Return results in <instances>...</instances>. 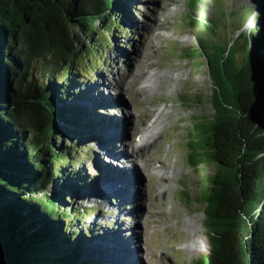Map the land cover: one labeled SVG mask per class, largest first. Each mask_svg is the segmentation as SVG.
<instances>
[{"label": "trees", "instance_id": "1", "mask_svg": "<svg viewBox=\"0 0 264 264\" xmlns=\"http://www.w3.org/2000/svg\"><path fill=\"white\" fill-rule=\"evenodd\" d=\"M129 1L0 0V264H16L18 256L27 264H114L100 246L103 238H93L101 224L92 222L93 213L77 205L63 208V202H68V194L83 190V168L78 163L92 156L84 157L78 140L102 132L95 119L104 105L81 85L73 62L86 55L84 47L104 46L105 31L118 28L116 15L131 12ZM258 19L246 35L259 53L264 48V15ZM259 55L264 71V50ZM238 75L214 76L218 83L225 82L221 94L236 98L244 112L257 104L255 111L243 117L228 111L224 121L201 124L200 138L192 145L194 156L205 151L208 157L212 148L211 157L224 165L227 175L234 166L227 180L222 174V189L218 187L213 196L208 210L212 248L197 264H264L263 78L248 88L244 76ZM237 125L244 135L249 133L250 152L240 159L242 167L231 162L238 148L232 138ZM100 166L105 171L111 168L104 159ZM54 184L56 188L51 187ZM9 236L14 239L12 247L3 244Z\"/></svg>", "mask_w": 264, "mask_h": 264}, {"label": "rangeland", "instance_id": "2", "mask_svg": "<svg viewBox=\"0 0 264 264\" xmlns=\"http://www.w3.org/2000/svg\"><path fill=\"white\" fill-rule=\"evenodd\" d=\"M129 5L131 12L123 17L116 15V31H105L108 40L104 46L100 49H96V46L88 49L84 47L87 57L82 53L73 62L72 71L79 74L81 85L101 99L104 108L97 111L101 114L95 119L102 126L98 137L95 134L93 139L78 140L86 152L84 157L89 154L92 157L78 163L83 168L84 187L80 193L68 194L69 203L63 202V208L77 205L89 209L93 213L92 222L101 223L96 227L93 238L102 237L103 244L106 243V237L140 234L134 242L137 250L131 253V258L135 260L132 264H193L208 251L209 246L203 225L204 206L195 197L200 198V194L201 197L204 194L200 188L204 179L202 172L205 170V174L212 175L214 166L206 164L204 167L193 168L190 165L187 159L188 137L196 119L210 120L215 111L212 98L214 83L209 67L214 75L220 72L223 77L226 75L230 79L239 76L240 72L248 88L249 84L258 86V78H263L260 85L264 86V71L260 68L259 58L264 48L261 47L258 53L246 35L252 33L260 14L264 15V0H130ZM200 19L203 23L199 22ZM240 34L245 35L239 37ZM83 38L85 43L90 44L85 36ZM149 38L159 42L151 48ZM198 45L202 46L207 61L200 57V49L196 51L197 59L190 58L186 53ZM228 53L230 55L223 63ZM149 55H153V59L161 64L157 69L163 73L168 72L171 77L164 90L142 97L137 94L135 85L128 83L135 78L131 63L139 64L142 58ZM39 72L38 67L36 73ZM105 73L130 86V91L120 94L116 87L103 83ZM218 85L225 90V82ZM234 90L238 92L237 88ZM260 101H264V87ZM155 107L167 108L169 117L158 146L152 149L147 147L145 153L152 157L151 164L162 160L172 166L170 180L164 183L165 193L162 196L158 194L161 179L152 170L139 167L136 174L150 187V200L144 196L135 200L132 192L129 196L115 195L112 198L111 189L105 182L104 191L97 194L99 199H96V195L90 197L91 187L100 183L102 177L119 178L129 171L126 167L124 171L122 160L116 162L119 160L116 155H110L112 158L104 157L111 150L107 144H112L114 140L115 148L112 150L116 151L115 154L134 159L137 155L127 152L128 145L131 141L134 145L138 144L141 118L147 112L146 108ZM119 124H123V133L121 130L118 136L112 137L109 131ZM65 139L70 143V139ZM104 158L111 164L107 171L100 166ZM119 186L122 187V183ZM51 187L56 188L55 184ZM145 189L142 188L143 192H146ZM106 198L112 199L103 200ZM141 204L149 206L155 213H164L161 217H151L150 222L143 221L140 226L138 222L141 212L144 213L143 218L150 215L147 209L142 211ZM186 221L192 222L194 227H188ZM141 229H144V235ZM143 241L151 250V257L147 259L141 256Z\"/></svg>", "mask_w": 264, "mask_h": 264}, {"label": "bare ground", "instance_id": "3", "mask_svg": "<svg viewBox=\"0 0 264 264\" xmlns=\"http://www.w3.org/2000/svg\"><path fill=\"white\" fill-rule=\"evenodd\" d=\"M149 42L152 44L150 47L153 48L154 46L157 45L159 41L154 42L153 38H149ZM153 57H154L153 55L152 56L149 55L146 58H142L139 64L131 63L132 73L135 75V78L128 83L135 85V90L137 91V94H139L142 97L146 96L148 93H155L156 91L160 92L164 90L171 77L168 72L163 73L159 69H157V67L159 68L161 67V64L157 60L155 61ZM103 78H104L103 83H105L106 85H111L113 87H116L117 89H119L120 94L125 93V92L127 93L130 91V86L122 84L121 80H118L116 77L110 78L105 73L103 74ZM146 109H147V112L143 114L141 118V129L137 135V139L139 138L137 142L138 144L134 145V142L131 141L129 145L127 144L129 147L127 152L131 153L132 155H137L135 157L142 160V168L144 170H149V171L152 170V172L161 179L162 185H160L158 194L162 196L166 191L164 187L165 186L164 183L170 180V173L172 172V166L162 160H160L158 163L151 164L152 157H150V155H147V153H145V149L147 147H150V149H152L158 146L161 135L167 126V118L169 117L168 115L169 112L166 111L167 108L160 109V108L155 107V108H150V109L146 108ZM131 115H133V113ZM123 124H119L118 126L115 127V129L109 131L110 135L112 137L118 136L119 131L122 130ZM121 133H123V130ZM127 139L129 140L130 138H127ZM112 141H113L112 144L110 143L111 145L108 144V149L110 147L111 150L108 155L104 154V157H108L112 154L116 155V158L119 159L116 162H119L121 160L125 162V167L129 171L121 177L118 176L119 178L109 179L107 177L105 178L102 177L100 183L91 187L92 193L90 194L91 195L90 197L92 196L95 197L96 195V199H99L97 194H99V191L102 194V192L104 191L103 182H105V185L111 189L110 194L112 195V198H114L115 195H117L118 197H121V195L124 196L128 194L129 196L131 195V192H132L133 199L135 200L140 199L142 196L150 200V196H151L150 187L148 186L147 183L143 182L142 177L136 174V169L139 168L138 163H136V160L135 159L133 160L132 157H126V155H124L123 157L121 154H119L120 156L115 154L116 151L112 150L115 148V141L114 140ZM141 151L143 154H141ZM132 162L134 163L133 166L131 165ZM116 181H119L120 183L117 184ZM106 183L107 184L109 183V184L107 185ZM121 183L123 185L122 187L119 186V184ZM142 188L144 189L146 188L145 189L146 192H143ZM112 198H109V199L106 198L103 200L107 201ZM141 208H142V211L147 209L150 212V215L145 216L143 218L144 213L141 212V215L139 216V222H138L140 226L142 225L143 221L146 223L150 222L151 217H154V216L156 217V215L158 216L160 215L161 217L162 213H164V211L163 212L157 211V213H155L154 210H152L149 206H144V205L142 206V204H141ZM135 214H137L136 211H135ZM186 224L190 228L194 227L192 222L186 221ZM141 231H142V234L144 235V229H141ZM139 237H140V234H136V233L133 235L127 236V237H124L122 235H117V236L115 235L110 240L105 241L106 243L102 245L100 243V246L104 247V249L107 250V252L111 255L110 258L114 259V264H117V263L118 264H132L131 262L135 260L131 258V253L136 252L137 244L134 242H136ZM108 242L111 244L113 248H115L118 251V253L109 245ZM144 244L146 248L143 251L144 253L141 254V256L147 259L149 258L151 254V250H149L150 248L146 242H144ZM127 253L129 256L127 255ZM115 257H117V259Z\"/></svg>", "mask_w": 264, "mask_h": 264}, {"label": "water", "instance_id": "4", "mask_svg": "<svg viewBox=\"0 0 264 264\" xmlns=\"http://www.w3.org/2000/svg\"><path fill=\"white\" fill-rule=\"evenodd\" d=\"M192 21V17L191 20ZM198 21V20H197ZM201 23H203V20L200 19ZM202 46L198 45V47L196 48H192L191 51H187L186 53L188 54V56L190 58L193 59H197L198 55H197V50L200 51V57H205L204 52L201 50ZM195 50V53H192V51ZM207 61V59H206ZM208 65V63H207ZM209 67V66H208ZM209 72L211 74V77L213 78V83H214V87H213V91H212V98H213V103H214V107H215V111L214 114L212 116V118H210V120H204L203 119H196L194 124H193V128L191 129V134L188 137V153H187V159L188 162L190 163V165L193 168H198V167H204V165L206 164H212L214 166V173L212 175H207L205 174V170L204 172H202V174H204L202 177L204 178L202 183H201V193L204 191L203 196L201 197L200 194V198L195 197L196 201L200 204H202L204 206V212H205V217L203 219V225L205 227V231L206 234L208 236V242H209V246H208V251L206 253H203L202 255H200L193 264H197V261L199 259H201L202 257H204L206 254H208L212 248V239L210 236L211 233V229L208 226V220H209V209H210V205L212 204V201H214V195L215 193H218V187H221L222 189V184L220 182V180L222 179L221 176L222 174L225 175L224 179L227 180L228 176L230 174H233L231 172V169L234 168V166L230 167V172L229 175L226 174V170L224 169V165L219 161L216 160L215 158L211 157L212 153V148L209 149V156L207 157V154H205L204 152H199L198 155L193 154L192 151V145L193 143L195 144L198 139L200 138V130H201V124H216L217 122H221V120H226L227 119V114L228 111H230L232 113V115H236L237 117H243V116H249L250 113H248L249 111H252L256 109L257 104L254 105V107L252 108V110H248L246 112H244L243 107L241 105V103L239 104V102L236 101V98L231 97L229 99V97L227 98L225 95L221 94L220 92V87L217 83V81L214 78L212 69H210L209 67ZM230 92H232L230 90ZM218 96V97H217ZM262 110V108H261ZM264 118V117H263ZM262 118H260L261 120ZM264 123V120L262 121ZM261 122V123H262ZM196 129H198V131L196 132ZM248 133V130H247ZM234 136V138H233ZM232 138L233 140L236 142L235 145L238 146V148L234 149V152H232V165H234V163L236 162L238 166L242 167V162H241V158L242 156H246L249 154L250 150H249V143H248V138H249V133L246 135L243 134V129L241 128V126L237 125V131H232ZM203 170V169H202ZM243 176V169L238 171V178L241 179ZM241 184L240 182H238V185L236 186V189H240ZM232 190L235 192V190ZM221 191V190H220ZM224 187L223 190L221 191L222 193H224ZM226 192V191H225ZM241 203V201H240ZM240 206V205H239ZM260 208L256 209L254 212L258 214ZM240 213L244 216V211H242L240 209ZM246 220L249 224L250 227H252V221L249 220V218L246 216ZM3 244L8 245V247H12L14 245V239L12 237H8L7 239H5V242H3ZM4 249H8L5 248ZM6 251V250H5ZM7 253V251H6ZM18 263L16 264H27L26 261H23V258L21 256H18ZM8 264V263H6Z\"/></svg>", "mask_w": 264, "mask_h": 264}, {"label": "flooded vegetation", "instance_id": "5", "mask_svg": "<svg viewBox=\"0 0 264 264\" xmlns=\"http://www.w3.org/2000/svg\"><path fill=\"white\" fill-rule=\"evenodd\" d=\"M105 159V158H104Z\"/></svg>", "mask_w": 264, "mask_h": 264}]
</instances>
